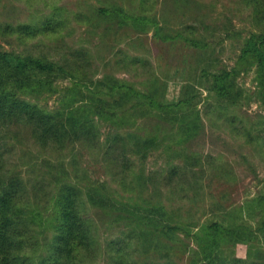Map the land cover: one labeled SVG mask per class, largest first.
Here are the masks:
<instances>
[{
    "label": "trees",
    "instance_id": "16d2710c",
    "mask_svg": "<svg viewBox=\"0 0 264 264\" xmlns=\"http://www.w3.org/2000/svg\"><path fill=\"white\" fill-rule=\"evenodd\" d=\"M152 1L141 0V13H131L122 4L112 2L95 7L94 20L81 11L74 12L73 17L80 23H105L103 31L107 32L134 24L138 33L153 30L155 37L182 40L203 52L212 45L207 34L202 33L208 31L204 13L190 14L192 8L199 9L189 4L193 0H174L173 11L186 13L191 19L181 21L174 29L163 25L152 12ZM241 1L252 7L257 29L245 38L236 63L255 65L257 91L264 103V0ZM65 11V6L55 4L35 20H0V40L10 46L7 49L0 43V264H94L101 254L109 264H181L166 253L164 259L136 254L138 247L133 238L137 233L146 235L148 244L158 238L166 245L159 236L176 242L174 236L181 226L162 203L142 197L147 178L152 180V176L145 175L142 167L136 172L135 157L143 162L150 151L174 137L178 141L172 147L167 145L169 150L183 156L185 171L186 166L192 168L196 152L187 151L186 143L204 128L202 112L197 107L201 97L197 85L188 81L192 76L187 72L178 98L166 101V76L160 77L149 68L148 60L123 47L112 51L116 59L104 58V68L115 65L135 79L121 78L106 70L98 74L93 54L85 46H68L62 51L66 46L61 43L54 53L40 49L34 39L60 37L61 30L69 26ZM161 19L169 25L166 14ZM210 65L208 62L202 67L203 73L196 80L200 84L207 78L208 90L218 98L215 119L222 118L231 135L257 142L264 149V120L250 122L236 113L242 96L236 82L240 72L237 65L205 71ZM66 79L69 83L60 86L59 81ZM60 91L63 93L57 106L40 104L41 97ZM205 112L208 115L209 111ZM138 118L142 123L138 124ZM11 122L30 134L40 153L53 151L62 155L77 143L92 149L99 147L108 160L112 181L120 184L121 190L105 180L84 181L75 168L69 171L72 158L68 165L58 158L60 162L53 166L49 159L30 154L24 164L27 172L35 174L29 179L21 173V166L7 168L4 152ZM102 124L110 125L104 142L100 138ZM179 167L176 163L169 166L170 180L177 175L188 179ZM135 188L138 196L132 195ZM255 202L264 206V191L247 201V210L253 209ZM92 209L109 216L107 223L115 222L120 227L118 235L108 238L103 248L101 228ZM233 212L238 214L237 209ZM261 228L264 230V218ZM258 229L235 219L201 224V232L192 233L197 248L187 246L191 253L186 264H264V248L256 242ZM231 245L244 246L246 256L226 259L220 253Z\"/></svg>",
    "mask_w": 264,
    "mask_h": 264
},
{
    "label": "rangeland",
    "instance_id": "374dc122",
    "mask_svg": "<svg viewBox=\"0 0 264 264\" xmlns=\"http://www.w3.org/2000/svg\"><path fill=\"white\" fill-rule=\"evenodd\" d=\"M112 2L122 4L131 13H141L142 10L141 0H32L29 2L0 0V20L27 22L35 20L39 15L47 14L52 5L65 6V15L69 19V26L65 30H61L60 37L59 35L48 38L40 36L34 39L33 41L42 47L40 49L54 53L61 43H65L62 47L66 46L62 51H66L68 46H85L93 54L94 66L98 74L101 70H106L121 78L135 79L131 73L116 69L115 65H108L104 68V58L111 56L112 59H116L112 55V51L123 47L128 53L141 55L148 60L149 68L154 69L160 77L166 76V101H173L178 98L182 85L187 79V72L191 74L192 78L190 79L188 76V81L197 85L201 95L197 107L202 112L204 123V128L190 142L186 143L187 151L196 152L193 155L197 160L191 166L192 168L186 166L185 171L182 168L185 167L183 156L176 155L175 152L169 150L167 145L172 147L178 141L174 137L166 140L165 144L159 148L150 151L143 162H140L135 155L133 156V158L135 157L136 172L142 167L145 175L152 176V180L148 181L147 178L142 197L162 203L167 210L176 215L181 229L174 236L177 237L176 242H172L169 237L164 235L159 236V239L164 240L166 245H172L168 247L161 244L158 238L148 244L145 239L146 235L137 233L133 238L135 245L139 248L136 251L137 256L144 254L154 259H164L166 253L168 257L179 261L181 264H186L188 254L191 253L190 250H187V246L197 248L192 233L201 232V224L214 220L225 223L231 219L242 220L255 229L259 227L256 242L264 248V230L261 228L264 206L255 202L256 205L253 209L247 210L246 207L250 198L256 197L264 191V149L257 142L251 143L241 137L231 135L225 129L222 118L215 119L219 113L218 98L214 91L208 90L207 78L202 79L200 84L196 80L197 75L203 73L202 67L208 62H211L212 65L208 66L205 71L209 72L217 71L220 68L230 69L237 65L240 72L236 76V82L242 91V96L236 113L246 120L249 119L250 122L264 120V103L257 91L259 88L255 65L236 63L245 38L257 29L252 18V7L245 6L241 0H193L189 3L194 7L196 5L199 7L197 10L192 8L190 11L193 12L190 14L195 16L204 13L203 18L208 31L202 33L207 34L206 36L209 37L212 45L205 47L206 50L203 52L198 46H190L182 40L155 37L153 30H148L147 33H138L134 24H131L128 29L125 28L126 30L115 27L113 29L116 32L113 29L107 32L103 31L105 30V23L99 21L80 23L73 17L74 12L81 11V13H87L91 20H94L93 9ZM173 5L174 0H153L150 8L159 17L163 25L174 29L180 25L181 21L186 22L191 19L186 16V13L173 11ZM164 14L167 18L169 17V25L161 19ZM71 29L72 31L67 34V31L69 32ZM208 32L212 34L208 35ZM43 40L44 42H39ZM0 43L5 48L10 49V46L2 40ZM144 69L148 68L145 67ZM136 80L140 81L141 79L136 78ZM68 83L69 80L67 79L59 81L60 86H65ZM62 93L63 91H60L41 97L39 102L46 107H55L58 105ZM206 110L209 111L208 115ZM137 122L138 124L142 123L140 118ZM101 129L100 138L104 142L107 134H109L110 125L102 124ZM6 131L8 135V144L5 146L4 152L6 167L14 169L21 166L24 169L21 173L26 179H29L27 178L29 175L35 174L34 172H27L24 164L31 157L30 154L38 155L39 159H49L53 162V166L60 162L58 158H61L66 165L72 158L74 162H70L69 171L75 168L79 172V176L84 177V181L88 179L91 181L105 180L111 187L121 190L120 184L112 181L108 160L99 147L92 149L77 143L73 148L69 146V149L62 155L53 151L40 153V149L34 143L33 138H30V134L20 125L18 126V123H9ZM15 133L17 134L15 135ZM176 146L179 147L180 145L176 144ZM199 162L201 163L199 164ZM174 163L180 166L182 173H186L187 180L180 175L171 180L168 178V168ZM81 183H83L82 180ZM28 187L30 189L29 185ZM26 192L30 196L29 190ZM132 192V195L138 196L137 188ZM233 209L238 210L237 215ZM249 211L252 212L249 213ZM91 214L101 228L103 248L108 238L118 235L120 227L115 222L114 224L112 222L107 223L109 216L101 214L95 209H92ZM167 248L168 253L166 252ZM246 251L244 246L231 245L225 246L220 254L226 259H230L239 255L245 257ZM107 261V257L101 254L94 264H109Z\"/></svg>",
    "mask_w": 264,
    "mask_h": 264
}]
</instances>
